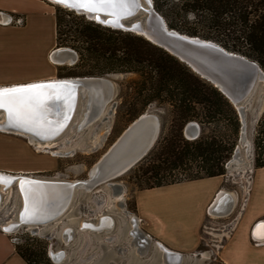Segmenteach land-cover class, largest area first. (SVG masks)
<instances>
[{"label": "rangeland", "instance_id": "obj_1", "mask_svg": "<svg viewBox=\"0 0 264 264\" xmlns=\"http://www.w3.org/2000/svg\"><path fill=\"white\" fill-rule=\"evenodd\" d=\"M152 1L154 8L165 19L169 28L187 35L189 31L196 30L199 33L198 37L216 35L217 31L209 28L211 26L206 23L207 19H210L209 15L199 13V17L195 18L191 12H186L187 9L182 6L183 0ZM49 5L53 8L54 20L56 10L65 9L50 3ZM74 14L81 17L80 14ZM50 19L48 16V24L44 28L27 24L23 29H0L1 76L15 79L23 77L26 72L52 68V78L85 77V73H97L108 67V61L104 57L71 48L77 54L75 62L56 65L50 62V55H48L47 61L50 67L46 61V55L52 47L54 37ZM83 19L87 20L84 16ZM72 20L71 16L63 15L61 30L66 31L69 27H73ZM74 20L80 21V19ZM62 33L61 42L67 41L66 45H72L76 35ZM74 40L75 47H82L78 39ZM144 70L148 74L150 68ZM262 70L264 71L263 68ZM108 75L114 81L112 101L102 112L101 118L79 130L77 125L80 120H83L85 113L81 109L72 125L57 139L56 146L52 149V151L60 152L59 156L52 153H38L35 147L29 145L26 138L0 132V171L13 173L22 171L21 173L47 179L85 180L89 177L93 165L127 126L144 113L154 114L159 118L160 134L157 143L175 135L176 126L173 123V111L170 106L159 100L150 102L149 97L156 95V91L151 89L147 82L144 87V79L138 74L107 73L86 76ZM28 81L23 80L22 83ZM13 83L16 82H3L0 86ZM242 105L244 106L245 139L241 141V117L232 105L235 113L231 115V118L237 117L239 127L237 136L234 138L233 152L224 165L225 173L223 174L225 191L238 194L240 206L245 201L256 158H264V82L257 84L253 93ZM200 113L203 117L204 112L200 111ZM196 123L200 126V134L202 132L203 136L214 135L218 140L232 135V128L225 124L227 121L215 120L207 123L205 118H200ZM236 148L239 155L233 158ZM69 150H73V153L64 154ZM136 165L113 180L112 184L117 186L104 184L91 192L77 194L70 210L58 223L38 230L20 228L9 233L11 238H18L20 245L31 242L28 240L30 237L36 239L45 248L46 257L52 264H163L161 251L154 241L150 243L144 257L137 253L136 245H131L134 239L131 235L134 227L131 219H134L136 227L143 231L136 216L135 193L142 190L144 184L139 183L136 178L140 174L134 170ZM120 191L122 196L118 198ZM9 198L10 194L7 195L5 204L0 207V228L5 221L15 216L19 207L15 195L10 200ZM234 213L235 209L224 217L210 215L202 229V241L198 251L194 255L184 254L182 264H222L218 252L234 227L238 214ZM100 216L110 217L113 220L111 231L99 234L82 230L81 225L84 222L97 224ZM66 229L74 230V236L69 241L62 236ZM51 250L64 251L66 254L64 261L53 262L49 257Z\"/></svg>", "mask_w": 264, "mask_h": 264}, {"label": "trees", "instance_id": "obj_2", "mask_svg": "<svg viewBox=\"0 0 264 264\" xmlns=\"http://www.w3.org/2000/svg\"><path fill=\"white\" fill-rule=\"evenodd\" d=\"M182 6L195 18L199 17V13L209 15L210 19L205 21L217 33L200 37L258 62L264 69V0H183ZM63 15L71 16L74 23L66 31L61 30ZM80 16L67 9L56 10V47L86 51L108 61L107 68L97 73H85V76L138 74L144 79V87L147 82L156 91V95L148 100H159L173 111L175 135L156 142L134 169L140 173L136 178L144 184L142 190L223 176L224 165L233 152L239 127L237 117L231 118L235 113L232 104L212 84L142 36L112 30ZM62 32L76 35L72 45H66L67 41L61 42ZM188 34L199 35L196 30ZM74 39H78L82 47H75ZM146 68H150L148 74L144 70ZM200 111L204 112L203 117ZM200 118H205L207 123L227 121L225 124L232 128V135L217 140L216 136H203L201 132L198 138L187 140L183 135L184 127ZM261 167H264V158H256L255 168ZM28 240L31 242L25 245L15 244L17 254L27 264H52L46 257L45 248L32 237Z\"/></svg>", "mask_w": 264, "mask_h": 264}, {"label": "water", "instance_id": "obj_3", "mask_svg": "<svg viewBox=\"0 0 264 264\" xmlns=\"http://www.w3.org/2000/svg\"><path fill=\"white\" fill-rule=\"evenodd\" d=\"M72 12H79L78 14H81L87 20L93 21L103 27L138 34V36H142L152 44L162 48L186 65L201 79L212 84L236 109L237 107L240 108L237 110L241 117V123L244 113V106L241 104L248 99L258 83L264 82V71L258 62L239 53L228 52L224 47L211 40L202 39L198 36H190L169 28L165 19L154 8L152 0H139V6L132 8L130 15L121 16L119 19L106 12L95 14L76 11L74 9H72ZM93 16L95 17L94 19L88 18ZM60 49H64L62 53L71 56L73 62L77 60V54L70 48L59 47L52 54L59 52ZM33 84L63 85V87L58 89L47 90L46 95L53 98L45 99V107L41 110L42 117L39 118L41 124L45 126L48 124L54 128L53 136L44 138L39 130L31 129L26 124L10 120L7 112L4 114L5 121L0 125V130L9 131L12 134L18 131H20L18 133H29L36 139H41L42 141L57 138L66 131L71 118L77 111L79 104L82 103L81 101H84L86 98L94 106V112H96L97 107L101 106L108 99L107 95L114 94V81L112 79L87 76L58 78L57 80L52 79L22 85H11L0 87V89L26 87ZM97 92L98 95H95L94 93ZM57 94L59 95V99L54 98ZM0 111L5 110L0 109ZM149 117L150 115L141 114L133 120L95 163V166H98L101 170L103 168L106 170L102 174L101 180L95 183L93 189L104 184H111L113 180L127 173L139 163L153 148L158 140L160 121H158L159 118L156 115L155 117L158 120H153ZM146 122L150 123V130L148 129V136L145 137ZM242 128L243 125L241 126V130ZM183 135L187 140L198 138L200 135V126L196 122H189L183 129ZM0 174L12 178V183L5 185L4 191L10 188L12 190V196L18 194L17 199L21 203V209L17 213L20 224L13 222L10 228H1L2 231L9 233L24 228L23 226L27 224L40 226L42 223L49 224L55 221L64 213L62 209L69 198L68 193L72 189L75 193L76 187L78 188L81 185V182L68 184L67 182L32 179L26 176H12L1 172ZM21 181H29L32 183L22 187ZM53 187L57 191H50L51 194L45 193L43 195L44 197L42 196L43 200L45 198L44 201L50 202L49 207L52 209L51 211H54L53 216H50L49 213H45L42 209L41 202L39 201L37 203V196L33 192L38 189L51 190L50 188ZM27 189H30V191H27ZM18 190L21 194L18 193ZM219 195L220 193L216 195L213 204L210 206L209 213L216 217H224L230 214L234 200L232 197L231 199L229 198L228 203L224 202L222 205L220 201L215 203ZM3 196L4 192H0V199ZM133 224L134 227L131 235L134 237V240L140 241L141 243L152 242L148 235L136 227L134 219ZM255 228L256 224L253 230ZM159 247L163 251V264H182L183 255L181 253L168 250L161 244ZM49 257L53 262H56L54 255L49 253Z\"/></svg>", "mask_w": 264, "mask_h": 264}, {"label": "crops", "instance_id": "obj_4", "mask_svg": "<svg viewBox=\"0 0 264 264\" xmlns=\"http://www.w3.org/2000/svg\"><path fill=\"white\" fill-rule=\"evenodd\" d=\"M0 13L1 19L5 20L9 14L20 15L25 19L21 27L0 23V29H23L27 24L44 28L48 24V16L51 18L54 37L52 47L46 55L47 61V56L56 47L54 13L49 2L0 0ZM47 64L51 67L48 61ZM52 72V68L33 70L15 79L0 75V83L22 84L23 80L32 82L53 79ZM223 182V176H216L137 191L135 211L143 232L155 243L181 253L183 258L184 254L194 255L202 241L205 221L211 215L210 206L216 195L225 191ZM228 193L234 197L230 214L234 209L238 214L230 235L219 249V260L222 264H264V238L261 237L259 228L264 225V167L253 169L251 183L242 206L239 205L238 194ZM255 224L256 228L253 230ZM0 264H27L17 254L10 234L1 229Z\"/></svg>", "mask_w": 264, "mask_h": 264}, {"label": "bare ground", "instance_id": "obj_5", "mask_svg": "<svg viewBox=\"0 0 264 264\" xmlns=\"http://www.w3.org/2000/svg\"><path fill=\"white\" fill-rule=\"evenodd\" d=\"M48 2L51 3V4H53V5H57V6H60V7H63L65 9H68V10L72 11L71 8H68V7H66V6H64L62 4H57V3L54 2V0H49ZM88 18H90V19L93 18L94 19L95 17L93 16V17H88ZM56 48H59V47H55L53 49V51H55ZM60 48H64V47H60ZM62 51H64V49H60L59 52H54V54H52V52H51L49 54L50 55L49 56L50 57L49 59L51 60L50 62H53L56 65H64V64H68V63L71 64L73 62V58L71 56H69V55H66L65 53H62ZM228 52H231V51H228ZM87 77H97V78L103 77V78H107V79H110L111 80V78L109 76H87ZM57 79L58 78H53V80H57ZM59 79H61V78H59ZM46 80H52V79H46ZM46 80H39V81H46ZM32 82H38V81H32ZM32 82H28V83H32ZM28 83H22V84H28ZM22 84H13V85H22ZM7 86H11V85H4V86H0V87H7ZM94 94L95 95H98V92L97 93H94ZM112 97H113V95H111V94L109 95L108 94L107 95V98L108 99L105 98V99H107L106 102L105 103L103 102L101 104V106L97 107V111L96 112H94V106H92V104H90L89 101L85 98L84 101H81L82 103L79 104L78 109L74 113L73 117L71 118L70 123H69V125H68V127H67L66 130H68L69 127L72 125V123L74 122L77 114L79 112H81V109H82V112L85 111V113L83 114V120H80V123H78V125H77V128L79 130H81L82 128H85V127L91 125L93 122H95L96 120H98L99 118H101L102 112L104 111V109L106 108V106L112 101ZM237 109H240V108L237 107ZM5 113H6V111H0V116H1L0 117V125L3 124L4 121H5L4 120L5 119L4 118V114ZM144 114L150 115L149 118H152L153 120H156V119L158 120V118H156L154 114H149V113H144ZM243 115H244V113H243ZM41 117H42V115H41V112H40L39 118H41ZM86 120H88V121L86 123H84ZM147 122H148V120H147ZM147 122L145 124L146 125L145 127H147L146 128V132H145V137L148 136V133H149L148 132V129L150 130V123H147ZM242 125H243V128H242L241 134H240L241 141H243L245 139V131H246L245 125H244V122H243V116H242ZM26 126L29 127V128H31V129L39 130L44 138L45 137L47 138L49 136H53V134H54V128H52L48 124L45 126V125H43L41 123H27ZM83 126H85V127H83ZM159 126H160V123H159ZM0 132L5 133V134H12L9 131H5V130H2V129L0 130ZM18 132H20V131H18ZM18 132H15L12 135H18L20 137L26 138L27 141H28V143H29V145H32L33 147H35L38 153H52L55 156H59L60 155V152H56L54 150L52 151V149L55 148L56 143H57L56 141H57V139L59 137L52 138V139H46V140L42 141L41 139L40 140L39 139H36L35 137H33L32 135H30L29 133H25L24 134V133H18ZM159 134H160V128H159L158 137H159ZM158 137H157V139H158ZM71 153H73V150L66 151L64 154L69 155ZM238 155H239V151L237 149L234 152L233 158L238 157ZM229 164L230 163H228V165ZM105 170L106 169H104V168L101 170V168H98V166H95V164H94L93 167L90 169L89 177L87 179H85V180H75V181H66V180H57V179L41 178V177H36V176L30 175L28 173H21L22 171H19L20 173H18V172L17 173H13V172H3V171H0V172L1 173H5V174H9V175H12V176H26V177H29V178H32V179L47 180V181L67 182L68 184H73L75 182H81L80 183L81 185H79L78 188L76 187V192L75 193H74L73 189H72L71 192L68 193L69 194V198H68V200L66 202V205L62 209V211H64V213L58 219H56L55 221H53V222H51L49 224L42 223V225H40V226L31 225V224H27V225H24L23 226L26 229L38 230V229H41L43 227L49 226L51 224L58 223L66 215V213L70 210V208H71V206H72V204H73V202H74L77 194H79L80 192L88 193V192H91V191L97 189L99 186L96 187V188H94V189H93V186L95 185L96 182H98V181L101 180V178H102L101 176H102V174H104ZM111 186H117V184H112L111 183ZM54 188L55 187L50 188L51 190H49V189H38V190H34V192H33V194H35L37 196V199H36L37 200V203L40 201L41 202L40 205H41L42 209L44 210L45 213H49L50 216H53L54 211H51L52 209L49 207L50 202L44 201L45 198L43 200L42 199V196L45 193H50L51 194L50 191H52V192L57 191V189H54ZM4 189H5V185H0V192H4V196L0 199V207L3 204H5V201H6V198H7V195L8 194H10L9 200L12 197V190L9 188L7 191H4ZM18 193H20L19 190H18ZM118 194H119L118 195V198H120L122 196V191L118 192ZM15 196L17 198L18 194L17 195L15 194ZM21 198H22V195H21ZM229 198L231 199L232 198V195L230 193L226 192V191H222L220 193V195L217 196V198H216L217 200L215 201V203H218V201L221 202V205L224 202L225 203H228L229 202ZM18 203H19V207L17 209V212H16L15 216L13 218L5 221L1 225V228L2 229H8V228H10L11 223H13V222H16V223L20 224V221L18 219L17 213L21 209V203H20V201H18ZM57 208H59V207H57ZM131 222L133 223V219H131ZM112 226H113V220L110 217H101V218H99L97 224H91V222H87V223L84 222L81 225V228L84 231L87 230V231H90L92 233H99V234H101V233H103L105 231H111ZM7 233H9V232H7ZM10 233H13V232H10ZM62 236H63V238L66 241H69L74 236V230L73 229L72 230L66 229V230L63 231ZM150 243L149 242L141 243L140 241H136V240L133 239V242L131 243V245H136L137 246V248H136L137 253L140 256L144 257L147 254V251L149 249ZM155 244L160 249V247H159L160 244L159 243H155ZM160 251H161L160 256H161V258H163L162 257V255H163L162 249H160ZM50 253L56 257V259H55L56 263H59L60 261H64V259L66 257V254H65L64 251L53 252L51 250Z\"/></svg>", "mask_w": 264, "mask_h": 264}, {"label": "snow or ice", "instance_id": "obj_6", "mask_svg": "<svg viewBox=\"0 0 264 264\" xmlns=\"http://www.w3.org/2000/svg\"><path fill=\"white\" fill-rule=\"evenodd\" d=\"M76 11L98 14L106 12L119 19L121 16L131 14V9L139 6V0H54ZM63 85L33 84L26 87H13L0 89V109H4L10 120L17 123H41L39 114L45 107V99H51L46 95L49 89H58ZM54 98L59 99L57 94ZM12 178L0 174V185H10ZM29 181H21L22 187L30 184ZM30 191V189H27ZM261 237L264 238V225L259 226Z\"/></svg>", "mask_w": 264, "mask_h": 264}, {"label": "built area", "instance_id": "obj_7", "mask_svg": "<svg viewBox=\"0 0 264 264\" xmlns=\"http://www.w3.org/2000/svg\"><path fill=\"white\" fill-rule=\"evenodd\" d=\"M0 21H1L0 22L1 24L11 25V26H15V27H21L25 23V19L22 16H20V15H18V16L8 15V18L6 20L5 19H1V16H0ZM11 241L14 244H17L18 243V238L13 237V238H11Z\"/></svg>", "mask_w": 264, "mask_h": 264}]
</instances>
